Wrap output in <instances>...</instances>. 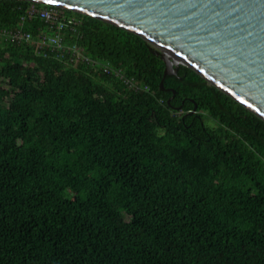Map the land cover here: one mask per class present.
<instances>
[{"label": "trees", "instance_id": "1", "mask_svg": "<svg viewBox=\"0 0 264 264\" xmlns=\"http://www.w3.org/2000/svg\"><path fill=\"white\" fill-rule=\"evenodd\" d=\"M32 4L0 0V27ZM79 16L149 91L0 44V264H264V120L187 66L161 90L149 42Z\"/></svg>", "mask_w": 264, "mask_h": 264}, {"label": "water", "instance_id": "2", "mask_svg": "<svg viewBox=\"0 0 264 264\" xmlns=\"http://www.w3.org/2000/svg\"><path fill=\"white\" fill-rule=\"evenodd\" d=\"M26 1L135 33L165 64L161 90L170 91L165 78L187 66L264 120V0Z\"/></svg>", "mask_w": 264, "mask_h": 264}, {"label": "built area", "instance_id": "3", "mask_svg": "<svg viewBox=\"0 0 264 264\" xmlns=\"http://www.w3.org/2000/svg\"><path fill=\"white\" fill-rule=\"evenodd\" d=\"M36 4L38 3L28 7L15 27H0V44L30 47L39 55L53 56L68 65L84 66L92 73L114 77L127 91H149L148 86L126 75L124 70L87 54L80 42V28L84 21L83 17L79 16L81 13L54 5L39 8ZM35 20L41 22L36 33L28 27Z\"/></svg>", "mask_w": 264, "mask_h": 264}, {"label": "rangeland", "instance_id": "4", "mask_svg": "<svg viewBox=\"0 0 264 264\" xmlns=\"http://www.w3.org/2000/svg\"><path fill=\"white\" fill-rule=\"evenodd\" d=\"M37 6L39 7V8H44V7H46V5H44V4H37ZM69 13H72V12H69ZM75 15H76V13H74ZM207 124H212L213 126L216 124V122L215 121H213L212 119H208L207 120Z\"/></svg>", "mask_w": 264, "mask_h": 264}, {"label": "snow or ice", "instance_id": "5", "mask_svg": "<svg viewBox=\"0 0 264 264\" xmlns=\"http://www.w3.org/2000/svg\"><path fill=\"white\" fill-rule=\"evenodd\" d=\"M49 3H56V0H48Z\"/></svg>", "mask_w": 264, "mask_h": 264}]
</instances>
